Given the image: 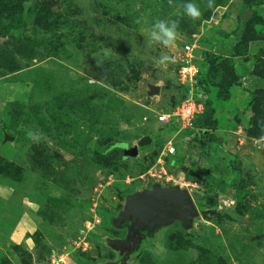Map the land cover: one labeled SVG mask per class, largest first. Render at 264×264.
<instances>
[{"label": "rangeland", "instance_id": "374dc122", "mask_svg": "<svg viewBox=\"0 0 264 264\" xmlns=\"http://www.w3.org/2000/svg\"><path fill=\"white\" fill-rule=\"evenodd\" d=\"M207 4L0 0V264H264V0ZM158 19L179 24L170 49L148 42ZM187 46L218 121L203 148L158 120ZM156 184L187 189L198 216L136 224L117 250L126 199Z\"/></svg>", "mask_w": 264, "mask_h": 264}, {"label": "water", "instance_id": "95a60500", "mask_svg": "<svg viewBox=\"0 0 264 264\" xmlns=\"http://www.w3.org/2000/svg\"><path fill=\"white\" fill-rule=\"evenodd\" d=\"M151 93L160 94V87H151ZM138 152V147H133L126 149L125 154L136 157ZM197 216L198 210L194 198L187 189H182L180 186L165 188L156 184L152 189L136 192L126 199L124 210L119 214V221L115 224L121 228V224L129 220L132 225L127 228L126 238L118 241L115 248L122 251L123 245L131 246L136 224H139V227L146 225L154 227L155 224L158 226L179 220L188 227ZM126 260V257L122 259L123 262Z\"/></svg>", "mask_w": 264, "mask_h": 264}, {"label": "built area", "instance_id": "2783aa9c", "mask_svg": "<svg viewBox=\"0 0 264 264\" xmlns=\"http://www.w3.org/2000/svg\"><path fill=\"white\" fill-rule=\"evenodd\" d=\"M184 62L180 69L181 83L180 85L190 88V95L187 99L183 100L172 112L161 113L158 117L159 122L167 123L170 125H179L182 129L194 130V137H198L200 143L194 142L195 145L201 146L203 143L210 145V141L203 139L202 132L209 133L212 130L197 128L195 123L199 116L205 112L206 97L201 93H196L195 85L197 84L196 78L200 75V70L194 63V48L187 46L184 51ZM197 134V135H196ZM196 135V136H195ZM204 141V142H203ZM205 145L202 146V148ZM176 148L172 143L166 147V154L173 155Z\"/></svg>", "mask_w": 264, "mask_h": 264}, {"label": "clouds", "instance_id": "9594fccd", "mask_svg": "<svg viewBox=\"0 0 264 264\" xmlns=\"http://www.w3.org/2000/svg\"><path fill=\"white\" fill-rule=\"evenodd\" d=\"M171 3V0H169ZM208 8L213 7V0H208ZM184 14L192 21L195 22L201 16V11L199 7L192 3L188 2L183 5ZM139 22V21H137ZM179 24L176 20H156L150 29L149 43H155L163 45L164 48L170 49L176 45L177 39L179 37ZM108 53L105 52L104 56L100 57L97 61V66H101L103 59L107 58ZM170 57L167 52L161 53L158 58H155V63L158 66H166L170 63ZM34 135V134H33Z\"/></svg>", "mask_w": 264, "mask_h": 264}, {"label": "trees", "instance_id": "16d2710c", "mask_svg": "<svg viewBox=\"0 0 264 264\" xmlns=\"http://www.w3.org/2000/svg\"><path fill=\"white\" fill-rule=\"evenodd\" d=\"M197 84L195 85V91L196 93H201L206 97V93H205V78L204 75L202 74V71H200V75L199 77L196 78ZM181 88L184 90L183 95L180 98V103L187 99L190 95V88L188 87H184L181 85ZM226 98L229 99L230 95L227 93L226 94ZM215 113L214 110L211 109L210 107V101L209 99H207L206 97V103H205V112L203 115L199 116L196 120V127L197 128H201V129H208V130H212V132L209 133H205L202 132V136L203 139H207L210 141H215L216 137L213 134V130L217 129V125H218V121L217 119L214 117ZM192 131V130H189ZM193 133H195V131H192Z\"/></svg>", "mask_w": 264, "mask_h": 264}, {"label": "flooded vegetation", "instance_id": "af4514ba", "mask_svg": "<svg viewBox=\"0 0 264 264\" xmlns=\"http://www.w3.org/2000/svg\"><path fill=\"white\" fill-rule=\"evenodd\" d=\"M122 228H123V226H122ZM120 229H121V228H120ZM121 230H125V232H126L125 238H126L127 233H128L127 227H125L124 229H121ZM132 250H133V248H132V246H131L130 249H129V251H132Z\"/></svg>", "mask_w": 264, "mask_h": 264}]
</instances>
